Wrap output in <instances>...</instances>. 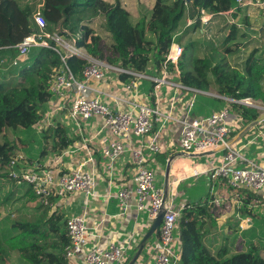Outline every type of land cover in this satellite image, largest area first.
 <instances>
[{
    "label": "trees",
    "instance_id": "obj_1",
    "mask_svg": "<svg viewBox=\"0 0 264 264\" xmlns=\"http://www.w3.org/2000/svg\"><path fill=\"white\" fill-rule=\"evenodd\" d=\"M34 1L0 0V58H5L9 64L19 58L17 65L11 64L10 72L0 75V176H7L9 180H12L9 164L13 159L16 160L17 170H36L33 166L38 161L33 160L32 152L39 143L34 133L39 130L38 123L46 112L45 106L54 98L51 86L62 66L60 53L50 47H32L28 55L20 59L19 43L39 30L33 18L36 11ZM43 2L42 13L48 22V30L58 31L70 38L77 47L86 49L96 59L137 72H147L153 63L158 70H163L172 43L175 40L181 41L182 36L177 37L178 29L187 9L192 12L191 17L197 20L189 26L194 31L198 26L201 9L207 14L216 15L240 6L238 0H193L190 5L185 0H154L146 14L135 22L123 0ZM249 7L251 6L239 7L240 12L234 14L238 20L243 16L242 21L247 29L251 27L250 16L244 13ZM96 20L107 30V39L97 31L94 24ZM239 31L236 24H230L223 42V52L213 49L205 56H194L195 41L186 44L178 62L181 83L202 91L214 88L219 95L230 99L251 98L261 100L264 104V47L253 48L241 67L232 65L229 61L227 54H233L235 49L242 46L240 42L232 45V42L239 39ZM243 36L245 35L241 34L240 37ZM67 62L77 77H84L83 71L88 65L86 59L71 55ZM173 68L174 65H169L170 71ZM122 76L126 81L130 79L127 75ZM209 101L217 109L224 104L231 106V114L237 116L240 124L236 133L261 114L257 108L236 101L227 103L219 97H212ZM252 130L253 127L249 131ZM7 131H19L24 138L19 137L20 141L11 140ZM40 131L43 132L40 142L43 148L41 158L48 154V150L61 153L75 143L68 128L61 124L50 125ZM13 181L17 185H28ZM185 190L187 193L190 191ZM22 196L29 200L36 198L29 186L27 192L17 199ZM9 198L11 197L6 199ZM259 198L254 195L255 200ZM190 203L193 206L183 211L178 223L181 240L179 264H264V241L254 243L246 255L232 254L226 244L213 252L205 243V216L208 212L204 215L202 209L206 207L199 202ZM2 214L0 210V218ZM54 214L58 215V219L53 222L56 224L54 231H58L57 223L64 216L58 212ZM32 224L14 220L13 234L4 237L0 233V261L6 260L11 249L18 251L31 264H51L52 258L55 264H67L62 256L64 247L69 242L67 229L61 232L58 242L50 244L51 232L42 230L39 224ZM138 248L139 246L136 250ZM136 250L125 264L131 260Z\"/></svg>",
    "mask_w": 264,
    "mask_h": 264
},
{
    "label": "crops",
    "instance_id": "obj_2",
    "mask_svg": "<svg viewBox=\"0 0 264 264\" xmlns=\"http://www.w3.org/2000/svg\"><path fill=\"white\" fill-rule=\"evenodd\" d=\"M130 2H133V0H130ZM153 2L154 0L151 1V7ZM240 9L241 8H239V10L237 9L231 15L224 12H220L216 15L212 14L213 21L211 22V27H217L219 25V20L224 22L227 19L228 23L231 24L229 17H232L240 29V26L244 23V21H242L243 16L240 17V20L234 16L235 13L240 12ZM244 14L250 16L251 27L247 29V27L242 25L244 31L241 33L242 31L240 29L239 34L240 36L241 34L245 36H239V39L243 41L244 39H250L251 36L259 39L261 36V31L259 30H261V28L263 30V26H260L261 28L257 31L258 27H256L254 21L259 18H264V7H249ZM191 23L193 24V21L187 24L188 28L185 30L184 34L193 32V30L189 29V26L192 25ZM198 23L204 26L202 22ZM228 30V27H226L225 35H227ZM204 31L203 29L201 33L204 34ZM178 33L179 35L177 37L181 36L182 31ZM192 40L196 42L197 47V40ZM177 43L183 44L182 41H177ZM143 73H147L150 76H161L163 74L162 71L156 68L154 63L147 72ZM180 74L181 72L177 64L174 65L173 70L170 71L169 69L168 78L180 83ZM122 75L127 74L117 75L107 70L106 76L102 80H91V95H100L101 99L108 103L113 109L130 107L129 95L125 88V84L129 80H124ZM183 86L185 88L170 84H164L159 87V92L161 94V110L164 114H171L172 118L167 121H163L161 118L155 122L153 134L156 136L157 142L161 146V152L156 154L148 153V163L154 170L155 176L156 174L161 175L163 180V186L161 188L165 191H169L175 199L176 204H180L182 201L199 202L201 206L206 207L202 209L204 215L208 212L205 216V243L213 252L217 251L223 244H226L230 248L232 254L246 255L251 250L254 243L257 244L261 240L264 241V199L262 196L249 190L236 191L223 181L210 179L206 174H201L198 177L191 176L184 180H179V177L174 174V171L179 170L186 161L191 165L188 161L191 158H195L193 160H196V162H198L197 164H206L208 167H213L222 162L224 154V151H220L211 155L194 157L191 156V154H184L181 150L179 136L184 119L189 116L191 118L207 116L228 106L223 105L219 109L209 106L207 104L210 102V98L209 95H205L206 91L186 85ZM209 94L211 98L217 97L214 93ZM198 95H204L203 99L199 101ZM140 97L141 102L145 104L152 105L154 103V83L151 80H140ZM219 97H221V95H219ZM255 101L263 103L261 100ZM58 102L59 99L54 98L49 105L45 106L46 112L44 113L43 119L47 117V114ZM191 102H193L192 107ZM69 107L70 102L67 100L66 107L52 117V123L50 125L61 124L68 128L69 134L74 139L75 143L64 149L61 153H54L48 150V154L41 158V151L43 148L40 146V142L43 134L38 139V136L34 133L39 144L32 152V156L34 157L33 160L38 161L33 167L36 170L47 168L55 171H70L77 168L81 162L88 159V149H91L94 162H86L85 168L93 171L96 175L97 196L95 198H87L81 192H73L60 199H55L54 205L52 206H44L37 197L34 200H29L27 197L23 196L17 199V197L27 192L29 185H17L13 180H9L7 176L1 174L0 193L4 192V197L0 199V210L3 213L0 222L3 221L7 215L11 217L9 226L11 234L14 233L12 228L14 220L33 223V226L39 224L42 230L51 232L49 243L52 244L55 241L58 242L61 232L66 228L65 221L67 218L75 215H85L88 225L87 241L79 258L74 264H85L84 255L93 245L98 244L107 246L111 242L124 241L133 236V242L129 251L121 261L115 263L125 264L131 254L136 250L137 246L140 247L142 239L145 237L155 218L151 219L146 211L137 210V198L135 195L132 196V206L128 209L127 213L123 216L119 215L121 209L118 205L116 194L121 186L132 183L135 172L131 154L125 152L121 155L116 163L114 173L110 175L105 168L103 150L114 136L102 127L101 121L97 118L84 121L82 130H78L73 120L70 118ZM229 123L235 125V123H237V116L231 114ZM236 135L237 133L234 134V137ZM140 142L141 138L133 135L126 147H136ZM84 144L87 146L83 147ZM252 145L253 149H251ZM233 146L237 149H241L246 159L243 163L244 166L250 161L264 167V120L253 126L252 131L242 134L240 138L233 143ZM184 155L189 157H184ZM172 157H174V159L170 166ZM202 158H205V160ZM27 168L32 169L31 167ZM190 180H192V182H190ZM185 189L190 191L187 193ZM249 192L250 194H248ZM10 193L14 194L7 200L6 198ZM254 195L260 198L255 200ZM54 212L62 213L64 216V218L57 223V227L59 228L58 231H54L56 230V224L53 222L58 219V215L54 214ZM1 230H3L2 224L0 225V233ZM157 243L158 229L146 243L144 248H147L151 256L150 260L146 261V259H140L144 253L143 249L135 264H152L155 258ZM174 245L178 251L181 250L179 225L175 232ZM63 253L62 256L64 257ZM0 264L31 263L24 259L18 251L10 249L6 260L4 262L0 261ZM51 264H55L53 258Z\"/></svg>",
    "mask_w": 264,
    "mask_h": 264
},
{
    "label": "built area",
    "instance_id": "obj_3",
    "mask_svg": "<svg viewBox=\"0 0 264 264\" xmlns=\"http://www.w3.org/2000/svg\"><path fill=\"white\" fill-rule=\"evenodd\" d=\"M238 3L240 6L224 13L231 15L239 7L244 6L264 7V0H238ZM43 4V0H39L33 14L39 30L26 36L18 45L20 57L27 56L32 47H50L58 51L62 58V66L59 68L51 86L54 98L59 99V102L47 114V117L38 123V128L48 127L52 123V117L66 107L67 100L70 102V118L78 130H82L84 121L91 118L99 119L102 127L114 136L103 150L107 172L110 175L114 173L118 159L125 152L131 154L135 169L132 183L121 186L116 194L121 209L119 215H125L132 206L133 195L137 198V210L146 211L151 219L164 211V217L158 228V243L152 264H179L181 252L174 245L175 232L183 211L193 205L187 201L176 204L169 191L156 187L155 172L148 163V153L161 152V146L153 134L155 122L161 118L163 121L172 118L171 114H164L161 110L159 87L170 84L185 88L181 82L177 83L168 78L169 65L178 64L183 56V46L177 43L176 40L172 43L161 76H150L147 73L137 72L130 68L112 65L91 56L86 49L77 47L73 40H66L58 31L48 30V22L42 13ZM186 4L188 5L187 2ZM201 13L200 21H198L203 24H208L214 15L207 14L204 9L201 10ZM230 22L236 24L233 18L230 19ZM71 55H77L88 61V65L83 71V78L77 77L68 65L67 58ZM18 63L19 58H15L10 62V65H17ZM5 66V58H0V67L4 68ZM107 70L117 75L127 74L130 76L129 81L125 84L130 107L113 109L101 99L100 95H91L90 81L102 80L105 78ZM141 79H149L154 83L155 101L152 105L141 102ZM231 101L261 108L258 104L260 102L251 98L231 99ZM192 105L193 102H191V107ZM231 112L230 106H225L210 115L198 118L189 116L183 120L179 144L184 154L205 153L221 146H225V148L223 150V160L220 164L208 167L206 164H197L198 162L193 160L195 158H191L188 160L191 163L190 165L185 159L184 165L179 170H175L174 174L179 177V180L206 174L210 179L223 181L236 191L249 190L260 194L264 199V167L250 161L244 166L243 163L246 159L241 149L235 148L230 143L239 129L238 122L235 125L229 123ZM133 135L141 138L140 144L136 147H126ZM85 146L87 145L84 144L83 147ZM88 152V159L70 171H55L47 168L17 170L15 169L16 160L13 159L9 164L10 179L19 184L26 183L32 187L37 199L44 206H52L55 199H60L73 192H81L87 198H95L97 196V178L93 171L85 168L86 162H94L92 150L88 149ZM173 159L174 157L170 160V166ZM66 229L69 242L64 247L63 255L68 264H74L87 241L88 225L86 216L75 215L67 218ZM132 242L133 236L124 241L111 242L107 246L93 245L84 255L85 264H115L124 258Z\"/></svg>",
    "mask_w": 264,
    "mask_h": 264
},
{
    "label": "rangeland",
    "instance_id": "obj_4",
    "mask_svg": "<svg viewBox=\"0 0 264 264\" xmlns=\"http://www.w3.org/2000/svg\"><path fill=\"white\" fill-rule=\"evenodd\" d=\"M126 3L127 8L130 10L131 12V16H132V20L133 21H138L141 16L145 13L148 9L151 8V1L152 0H133V2H130V0H123ZM32 2V1H31ZM36 3V7L37 4L39 3V0H35L34 1ZM189 5V4H188ZM202 10V9H201ZM192 12H190V10L187 9L186 13H185V17L184 19L181 21L180 26H179V31H182L181 34V41L183 44L180 43V45L184 46L186 44H188L190 41H192V39L197 40V44L198 46L195 47V51H194V56H205V54H207L209 51H213V49H216L220 52L224 51L223 48V42L224 39L226 37L225 33V29L226 27H228V29L230 28V24L228 23L227 19L223 22L222 20H219V25L217 27L213 26L211 27V22L213 21V19L207 24L204 23V26L201 25L200 23H197V29L194 30L192 33L188 32V34H184L185 30H187L188 26L187 24L190 23L191 21H193V23L196 21V18L191 17ZM202 15V13L200 14V16ZM200 16L198 17L199 21H200ZM232 17H229V20ZM221 19V18H219ZM225 23V24H224ZM231 23V22H230ZM254 23L256 24L257 31L259 28H261L260 26H263V30L261 28V36L259 39L257 38H253V36L250 37V39H244L243 41H241L240 39H238L235 42H232V45H235L236 43L240 42L242 43V46L238 49H235V46H233V49H235L233 54H227L229 61L231 62L232 65H238V66H242L244 60L247 58V56L249 55V53L251 52V50L255 47H264V18H259L258 20L254 21ZM95 27L97 29V31L104 37L107 39L108 37V32L107 30L100 24L99 20L95 21ZM192 24V23H191ZM242 25L244 27H246V25L244 23H242ZM240 26L241 29V33H243L244 31V27ZM204 31V34L201 33V31ZM204 38V40H203ZM66 40H70V38H66ZM196 43V42H195ZM203 46V47H202ZM198 54V55H197ZM26 56H21L20 59L25 58ZM12 68V66L7 62L6 66L4 68L0 67V75L7 73L10 69ZM11 71V70H10ZM9 71V72H10ZM7 75V74H5ZM209 93H214L215 95H217V97H219V94L217 93V91L214 88H210L208 91L205 92V95L208 96L209 98H211ZM204 95H198V100L200 101L201 99H203ZM224 96H221L219 98H222ZM224 99V101H227V103L231 102L230 98L224 97L222 98ZM259 106H261V108H257L261 114L264 113V104L263 103H258ZM209 106H213V104H207ZM224 105H228L229 104H224ZM39 129V128H38ZM8 133V138L9 139H16L17 141H20V138H24L19 131H7ZM35 134L39 137L42 136V132L39 131H35ZM20 137V138H19ZM20 143V142H19ZM203 160H205V158H202ZM1 178V177H0ZM155 185L158 188H161L163 186V180L161 178L160 174H156L155 176ZM14 193H10L8 195V197H12ZM4 197V192L0 193V199H2ZM20 204V203H17ZM11 217L10 216H6L3 221L0 222V225H3V230H1V234L2 236L6 237L9 236L11 234V232L9 231V226L11 223ZM261 240V239H260ZM262 241V240H261ZM150 254L147 251V248L144 249V253L142 254L140 259H146V261L150 260Z\"/></svg>",
    "mask_w": 264,
    "mask_h": 264
},
{
    "label": "water",
    "instance_id": "obj_5",
    "mask_svg": "<svg viewBox=\"0 0 264 264\" xmlns=\"http://www.w3.org/2000/svg\"><path fill=\"white\" fill-rule=\"evenodd\" d=\"M189 5L193 2V0H185ZM264 120V113L260 114L259 117H257L254 121H252L251 123H249L247 126H245L241 131H239V133H237V135L233 138L232 141H230V143H235L242 134H244L245 132L249 131L253 126H255L256 124L262 122ZM225 148V146H221L217 149H214L212 151L209 152H205V153H198V154H191V156L194 157H200V156H205V155H211V154H215L218 153L220 151H223ZM169 175V173H168ZM165 212L161 211L153 220L151 227L149 228V230L147 231L145 237L142 239L141 243H140V247L138 248V250L136 251L135 255L132 257V259L130 260V262L128 264H135L137 259L140 257V254L142 253L143 249L145 248L146 243L149 241V239L157 232V229L160 226V223L164 217Z\"/></svg>",
    "mask_w": 264,
    "mask_h": 264
}]
</instances>
